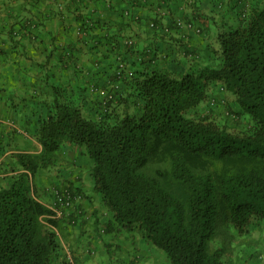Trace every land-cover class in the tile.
Instances as JSON below:
<instances>
[{
  "label": "trees",
  "instance_id": "1",
  "mask_svg": "<svg viewBox=\"0 0 264 264\" xmlns=\"http://www.w3.org/2000/svg\"><path fill=\"white\" fill-rule=\"evenodd\" d=\"M239 1L237 26L215 34L211 65L181 76L162 70L127 79L114 75L91 116L73 98L55 93L39 119L41 151L13 155L17 174L0 188V264L69 263L61 259L60 230L62 222L72 225L81 217L76 202V212L56 218L29 188L39 172L58 164L64 145L77 148L91 164L92 194L110 217L101 227L95 223L99 237L116 225L163 253L169 264H226L222 250L208 248L220 213H228L239 236L260 227L264 0ZM125 86L130 94H121ZM215 87L238 107L226 112L232 126L191 115Z\"/></svg>",
  "mask_w": 264,
  "mask_h": 264
},
{
  "label": "crops",
  "instance_id": "2",
  "mask_svg": "<svg viewBox=\"0 0 264 264\" xmlns=\"http://www.w3.org/2000/svg\"><path fill=\"white\" fill-rule=\"evenodd\" d=\"M239 2L0 0V188L17 174L13 155L41 151L36 140L39 119L56 94L73 98L83 106V114L91 116L109 94L114 75L127 79L162 70L181 76L211 65L215 34L237 26ZM177 20L193 21L201 31L183 39L175 28ZM128 89L125 86L121 94H130ZM58 158L54 168L29 181V188L48 208L54 206L57 192L70 189L77 197L81 217L76 216L72 225L61 224L63 261L145 263L151 253L161 255L138 235L116 225L107 235L97 236L95 223L101 227L109 214L92 194L91 164L69 145L63 146ZM93 248L99 253L94 260L87 256ZM107 250L109 259L103 261Z\"/></svg>",
  "mask_w": 264,
  "mask_h": 264
},
{
  "label": "rangeland",
  "instance_id": "3",
  "mask_svg": "<svg viewBox=\"0 0 264 264\" xmlns=\"http://www.w3.org/2000/svg\"><path fill=\"white\" fill-rule=\"evenodd\" d=\"M210 97L214 98L217 101V104L214 102L212 105V98L203 103L198 109L192 112V116L198 117L202 115H210L216 122L219 124H228L229 126L234 125L232 118L226 117V112L228 108H232L234 111H238L237 105L234 103V99L229 94H224L215 87L211 89ZM133 110V107H130ZM240 125L245 127L246 120L239 121ZM149 173V171H148ZM108 218V217H107ZM106 219V216L103 218ZM99 227V226H98ZM105 236L106 234H101ZM89 245L90 242H89ZM209 251L213 252L217 249L223 251V260L226 264H264V222L258 227L253 233H250L246 236H239L236 234L231 224L229 223L228 213L221 212L217 220V229L215 236L209 242ZM116 248L112 249L115 257ZM95 253H88L89 259H96L98 251L95 248L92 249ZM97 251V252H96ZM106 252H109L108 250ZM122 253H125L124 250H121ZM153 255V256H151ZM149 256L150 259L146 260L145 263H134L132 261L127 262L128 264H169L165 255L151 253ZM99 258V257H98ZM101 258V257H100ZM117 259V257H115ZM109 259L103 257L101 260L105 261Z\"/></svg>",
  "mask_w": 264,
  "mask_h": 264
},
{
  "label": "built area",
  "instance_id": "4",
  "mask_svg": "<svg viewBox=\"0 0 264 264\" xmlns=\"http://www.w3.org/2000/svg\"><path fill=\"white\" fill-rule=\"evenodd\" d=\"M175 24L183 38H185L189 33H199L201 31L200 28L191 21L188 22L177 20ZM76 200L77 197L75 196V193L70 189H65L60 193H55L54 206L49 209H51L55 213L56 218H62L65 214L64 211H69L72 213L76 212Z\"/></svg>",
  "mask_w": 264,
  "mask_h": 264
}]
</instances>
